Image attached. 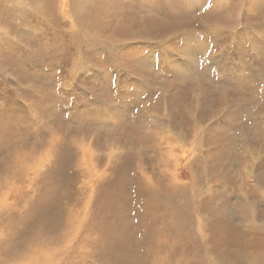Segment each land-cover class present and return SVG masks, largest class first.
<instances>
[{
    "label": "rangeland",
    "instance_id": "374dc122",
    "mask_svg": "<svg viewBox=\"0 0 264 264\" xmlns=\"http://www.w3.org/2000/svg\"><path fill=\"white\" fill-rule=\"evenodd\" d=\"M0 264H264V0H0Z\"/></svg>",
    "mask_w": 264,
    "mask_h": 264
}]
</instances>
